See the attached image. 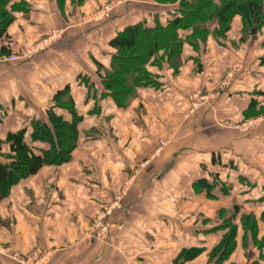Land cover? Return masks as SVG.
<instances>
[{"label": "crops", "instance_id": "obj_1", "mask_svg": "<svg viewBox=\"0 0 264 264\" xmlns=\"http://www.w3.org/2000/svg\"><path fill=\"white\" fill-rule=\"evenodd\" d=\"M105 1L12 0L7 6L24 3L12 11L0 39V161L10 162L8 135L22 128L35 153L49 148L33 142L32 121L49 123L53 99L66 86L82 119L69 161L45 165L0 198V264H24L35 251L49 252L48 264H175L184 249L203 253L181 264H210L209 254L227 232L218 212L230 207L255 215L261 239L264 119L248 131L239 123L250 107H264V28L245 38L236 15L219 38L218 22L204 23L206 41L199 40L198 49L185 42L178 71L166 59L150 64L158 86L139 88L121 108L101 96L100 75L116 52L111 40L139 22L167 25L180 2L125 0L112 20L80 24L81 15ZM54 30L64 32L57 43L23 57ZM191 35L180 31L183 39ZM10 55L19 60H2ZM228 72L230 84L223 87ZM79 75L91 78L97 98ZM55 111L72 119L65 109ZM161 139L167 147L158 151ZM114 202L108 237L97 239L93 220ZM234 223L241 245L242 224L239 218ZM249 245L246 255L240 246L223 264H264V248Z\"/></svg>", "mask_w": 264, "mask_h": 264}, {"label": "trees", "instance_id": "obj_2", "mask_svg": "<svg viewBox=\"0 0 264 264\" xmlns=\"http://www.w3.org/2000/svg\"><path fill=\"white\" fill-rule=\"evenodd\" d=\"M12 0H0V39L6 32L7 25L13 21L12 11L19 10L24 3H14L7 8ZM83 2L84 0H77ZM159 3L180 2L179 15L169 20L167 25L156 23L150 27L146 22H139L127 26L110 42L116 52L112 58L111 68L100 76L105 87L102 97H112L115 103L123 108L137 90L146 86H158L152 73L150 64L161 65L166 59L178 71L181 64V53L185 42L198 49L199 40L206 41L209 31L202 27L204 23L216 20L217 37L226 36L231 29V22L236 15H240L244 24L245 38L253 30L264 28V0H158ZM181 30H191L192 35L186 39L180 36ZM264 62V57H263ZM85 76L79 75V81ZM67 110L72 119L67 120L59 115L55 109ZM49 123L41 120L32 121L33 142L48 143L49 148H37L34 152L24 138L27 128H22L8 135L7 143L11 144L12 153L7 157L9 163L0 161V198L9 193L11 187L22 178L37 174L45 165H61L71 159L77 147L79 128L82 117L78 115L75 100L71 95L70 86L60 90L54 97L48 111ZM0 141V153L2 144ZM228 190V189H227ZM230 216L222 225L227 229L221 242L212 250L216 254L210 264H222L236 245L238 225ZM264 222V213L262 214ZM247 221L250 226L247 225ZM243 227L246 233H252L253 243L260 249L264 248V236L258 239V220L255 215L243 217ZM245 240V245H248ZM199 249H184L177 259L187 261L199 254ZM217 257L215 261L214 258ZM264 258V257H263Z\"/></svg>", "mask_w": 264, "mask_h": 264}, {"label": "rangeland", "instance_id": "obj_3", "mask_svg": "<svg viewBox=\"0 0 264 264\" xmlns=\"http://www.w3.org/2000/svg\"><path fill=\"white\" fill-rule=\"evenodd\" d=\"M72 1H73L74 5H79V6L85 5L87 3V0H84L83 2H79L77 0H72ZM154 1L161 2V1H158V0H154ZM124 2H125V0H106L105 3H103L99 8H96V9L92 10L89 13L81 15L80 18H79V20L81 21L80 24L84 25V26H88V25L91 26V25L101 24V23H105L107 21H110L115 16V13L123 6ZM214 21H216V20H214ZM255 31L257 32V30H255ZM60 33H61V35L57 39H55L54 41H51V42L49 41L50 43L47 44L45 47H44L45 40L48 39V37H45V38L40 39L38 41H35L33 44H31V46L28 49H30V48L35 49L36 50V54L39 53L40 51L47 50V49L51 48L55 43H57L62 38L64 32L62 30H60ZM39 47H43V48L40 50ZM23 57L24 58H32L33 56L32 57H25V55H24ZM5 59L6 58H3L2 60L6 61ZM234 68H237V65H234L233 69ZM223 78L224 79L222 81V86L224 87V85L227 86L228 84H230L231 73L227 74ZM81 82H82L81 85H84V86L89 88L90 96L94 97V98H97V96H98L97 90L95 89V87H93L94 83L91 81V78L88 77V76H85V78H83L81 80ZM137 92H136V94H137ZM96 111H98V110H96ZM263 115H264V107L263 106H260L259 108L250 107V109L247 110V113H245V121L239 123V127L241 129L244 128L245 131H248V130H251V129H256L258 127V124H260L263 121V119H264ZM110 122L108 121L109 125H111ZM95 133H96V129H92L90 131L91 135L92 134L96 135ZM166 145H167V141L165 139H161L160 143H159L158 151L165 149L167 147ZM218 215H219V218L222 220L223 224L230 216L234 215L233 222H234L235 219L239 218L241 224L244 225L245 223H243V217L246 216L247 214L246 213H241L240 210L237 207H230V208H226V209H221L218 212ZM243 225H242V228H243L242 241L243 242H241V245L238 244V241H237L238 231H237V236H236V242L237 243H236V245L234 247V250L230 253V255L228 257H226V259L223 260L222 264L227 259H229V257L231 255L236 253L240 246H241V249H243L242 251H244L245 255L248 253V250H249L251 244L250 245L249 244L245 245V240L247 239L248 243H250V242L253 243L254 240L252 241L253 237L250 234L252 232L249 231L250 233H248V235H247L246 230L243 227ZM247 225L250 226L248 221H247ZM180 253H179V255H180ZM201 253H203V252L202 251L199 252V254L196 255L194 258H197ZM211 253H212V251H211ZM211 253L208 256L209 257V262L216 255V254L211 255ZM216 259H217V257H215L213 261H215ZM181 261H183V260L176 259L175 260V264H181Z\"/></svg>", "mask_w": 264, "mask_h": 264}, {"label": "built area", "instance_id": "obj_4", "mask_svg": "<svg viewBox=\"0 0 264 264\" xmlns=\"http://www.w3.org/2000/svg\"><path fill=\"white\" fill-rule=\"evenodd\" d=\"M61 35L60 30H54L49 36L48 39L45 40L44 47L49 44L51 41H54ZM50 41V42H49ZM43 47H39L41 50ZM36 54L35 49H28L27 52L24 54L25 57H32ZM7 62H16L19 60V57L17 55H10L6 57L5 59ZM118 203H113L112 205L103 208L99 212H97L93 223L91 225L92 230H96L95 237L97 239H103L106 240L109 234L110 225L106 222V218L109 214H111L114 207H116ZM50 258L49 252H41V251H35L31 253L30 255H27L26 258H24L22 261L24 264H48Z\"/></svg>", "mask_w": 264, "mask_h": 264}, {"label": "water", "instance_id": "obj_5", "mask_svg": "<svg viewBox=\"0 0 264 264\" xmlns=\"http://www.w3.org/2000/svg\"><path fill=\"white\" fill-rule=\"evenodd\" d=\"M256 31L255 30H253V32L252 33H255Z\"/></svg>", "mask_w": 264, "mask_h": 264}]
</instances>
